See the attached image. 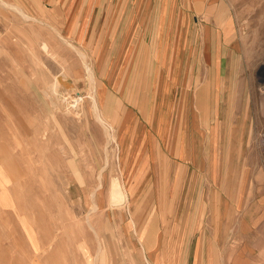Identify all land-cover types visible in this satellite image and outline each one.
I'll return each mask as SVG.
<instances>
[{"label": "crops", "instance_id": "crops-1", "mask_svg": "<svg viewBox=\"0 0 264 264\" xmlns=\"http://www.w3.org/2000/svg\"><path fill=\"white\" fill-rule=\"evenodd\" d=\"M1 1L57 18L93 50L129 225L140 229L125 238L136 254L148 264H264V174L252 137L228 119L226 0ZM6 98L0 90V130L14 106Z\"/></svg>", "mask_w": 264, "mask_h": 264}, {"label": "rangeland", "instance_id": "rangeland-1", "mask_svg": "<svg viewBox=\"0 0 264 264\" xmlns=\"http://www.w3.org/2000/svg\"><path fill=\"white\" fill-rule=\"evenodd\" d=\"M226 3L228 119L252 137L264 174V0ZM60 75L70 84L54 93ZM98 89L92 49L66 38L57 18L0 0V90L14 105L0 130L10 142L0 144V264H148L125 239L140 229L129 225L118 130ZM75 90L85 96L77 108Z\"/></svg>", "mask_w": 264, "mask_h": 264}, {"label": "bare ground", "instance_id": "bare-ground-1", "mask_svg": "<svg viewBox=\"0 0 264 264\" xmlns=\"http://www.w3.org/2000/svg\"><path fill=\"white\" fill-rule=\"evenodd\" d=\"M87 63H86V68H87ZM93 67V66H92ZM85 68V67H84ZM89 68V67H88ZM91 68V67H90ZM89 68V69H90ZM89 71H93V70H89ZM77 73H80V75L82 74V72H78L77 71ZM85 73V72H84ZM88 73V72H87ZM93 73V72H92ZM90 75H91V72H90ZM87 76H89V75H87ZM92 76V75H91ZM86 77V76H85ZM90 77V76H89ZM88 77V78H89ZM64 79H66V78H63V77H61V75H60V78H58V76H57V78H56V80L55 81H53L52 82V85H51V88H52V90H53V92L54 93H56V92H59L60 90H59V82H60V84H61V82H62V80L64 81ZM93 78L91 77L90 79H88V81H89V86L90 87H95V85L93 84V80H92ZM67 80V79H66ZM64 82H66V84H70V82L67 80V81H64ZM63 82V83H64ZM91 89L92 91H94V90H96V89ZM90 89V88H89ZM90 91V90H89ZM91 91V92H92ZM91 92H89V93H91ZM94 94H95V92H94ZM72 95V97H74L75 99H73V100H75L76 102L75 103H73L72 104V106L73 107H78V103L79 102H81V101H84V99H85V96H83V94L82 93H79L77 90H75L74 91V93H72L71 94ZM88 96H91V95H88ZM94 96V95H93ZM93 96H91V98L93 97ZM96 96V95H95ZM66 98H69V96L68 97H65V99ZM90 98V97H89ZM63 100H64V98H63ZM91 100V99H90ZM95 102H97L96 100L97 99H95V97H94V99H93ZM85 102V101H84ZM91 102H93V101H91ZM94 106H95V103H94ZM97 106H98V104H97ZM97 106H95V108L93 107V105H92V107L96 110H94V114H96L97 116H96V118L98 117L99 119H100V122H101V120H102V122H104V124L106 123V124H109L108 122H107V120L103 117V115H102V112H101V109L99 108V107H97ZM66 108V107H65ZM77 110V109H76ZM93 110V109H92ZM98 118H97V120H98ZM103 124V123H102ZM112 128V127H111ZM114 130V129H113ZM112 131V130H111ZM115 132V131H114ZM113 132V133H114ZM112 133V132H111ZM112 136H116V135H112ZM114 140H115V138H114ZM118 144V143H117ZM117 146V145H116ZM116 152H117V149H116ZM118 155V154H117ZM117 158H118V156H117ZM119 158H120V156H119ZM107 160V159H106ZM120 160V159H119Z\"/></svg>", "mask_w": 264, "mask_h": 264}]
</instances>
